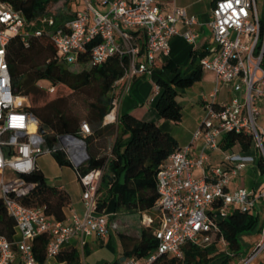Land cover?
Here are the masks:
<instances>
[{
    "label": "built area",
    "instance_id": "1",
    "mask_svg": "<svg viewBox=\"0 0 264 264\" xmlns=\"http://www.w3.org/2000/svg\"><path fill=\"white\" fill-rule=\"evenodd\" d=\"M68 1L82 2L83 8L51 32L59 60L73 64L84 51L90 52L93 66L113 57L126 60L122 64L124 87L114 99L105 124L117 122V109L130 81L152 75L159 58L169 55L172 37L182 35L192 45L198 37L195 28L199 22L195 16L178 7L163 11L157 0ZM37 23L54 26V18L49 15L28 21L21 11L0 1V201L14 220L16 231L14 243L0 236V264H42L32 247L40 235L50 238L47 261L77 236L105 238L109 231V216L96 210L103 169L76 174L85 211L82 216L73 212L68 222L54 221L42 209L25 207L20 202L34 189V183L25 177L36 170L37 159L50 154V150L39 125L26 111L27 98L12 93L7 49L15 37L28 46L30 37L42 36L43 30L35 28ZM181 25L186 27L182 34ZM207 26L213 48L200 65L202 70L215 73L214 91L211 99L203 98L205 115L191 144L176 149L157 175V217L143 215L142 220L145 227L157 221L153 230L157 250L147 259L129 258L122 264H154L163 255L182 259L188 244L205 249L211 244V234L219 233V221L235 211L253 212L257 202L264 199V190L256 193L245 188L229 189L232 177L255 162L251 155H224L222 165L212 167L209 174L205 171L210 160L208 153L220 151L223 136L230 132L251 135L253 148L264 155V131L257 127L264 103V0H215ZM119 83L116 81L114 87ZM223 83L230 85L234 95L229 103L218 106L214 97ZM81 132L83 136L89 133L86 123L81 124ZM199 142L203 149L192 156V148ZM58 144L75 167L85 161L82 139L60 136ZM195 171L201 174L194 175ZM217 246L226 256H232L223 237ZM262 253L264 239L240 253L234 264H256Z\"/></svg>",
    "mask_w": 264,
    "mask_h": 264
},
{
    "label": "trees",
    "instance_id": "2",
    "mask_svg": "<svg viewBox=\"0 0 264 264\" xmlns=\"http://www.w3.org/2000/svg\"><path fill=\"white\" fill-rule=\"evenodd\" d=\"M9 3L15 10L21 11L28 21L48 17L50 8L62 1V7L56 9L54 26L35 28L43 30L42 36L28 39V46L15 37L7 49V62L10 73L12 93L16 96L30 98L31 104L26 108L33 120L45 131L43 138L50 154L59 166L72 167L75 174L84 175L92 169H103V174L97 190L96 210L115 214L148 215L156 211L159 195L157 192V175L168 157L178 149L176 140L169 133L163 132L152 121L138 119L126 113L119 115L117 122L105 124V118L113 109V101L120 96L124 87L123 63L125 59L113 57L102 65L93 66L90 62V52L84 51L73 64L59 60L55 45L51 40L53 28H58L74 17L67 16L64 8H68V0H0ZM34 29V28H33ZM206 52H192L191 66L188 72L171 71L170 82L157 81L160 94L156 102V110L161 118L173 123L182 119V106L177 102L179 89H187L201 80L202 68L200 60ZM70 65L83 68L78 71ZM264 68V59L261 63ZM119 85L114 87L116 81ZM49 84L50 94L59 88H65L71 94H85L87 106V125L89 133L83 136L79 115L69 105L68 96L58 94L46 100L39 87V82ZM115 140L109 144L110 138ZM60 136H71L82 139L85 143V162L75 167L67 153L57 148ZM239 146L242 152L253 148L252 136L245 132H230L223 136L220 148L227 150ZM264 145V141H262ZM258 168L264 173V155L260 156ZM25 179L34 183V189L20 202L25 207H35L43 210L48 218L64 222V209L71 203L68 192L48 184L44 173L37 167ZM258 218L253 212L230 214L219 221V233L211 234V244L200 249L192 244L184 248L182 259L169 255L160 256L154 264H234L242 253L240 236L255 228ZM156 227H143L138 238L126 237L131 243H125L123 256L113 264H122L129 258L139 261L149 258L157 250V240L153 235ZM15 222L10 218L2 201H0V236L14 243ZM223 237L228 243L232 256H226L217 244ZM50 241L47 235H40L32 243L36 259L46 262V248ZM56 260L66 264H81L79 254L75 250H61ZM264 264V263H258Z\"/></svg>",
    "mask_w": 264,
    "mask_h": 264
},
{
    "label": "crops",
    "instance_id": "3",
    "mask_svg": "<svg viewBox=\"0 0 264 264\" xmlns=\"http://www.w3.org/2000/svg\"><path fill=\"white\" fill-rule=\"evenodd\" d=\"M157 1L161 9L166 12L170 11L173 7H177L175 3L176 0ZM214 2L215 0H192L187 4V6L192 9H195L196 7V14L188 13L189 15L195 16L199 22V26H196L195 28L198 33L196 43L194 45L188 43L182 35L172 37L169 40V55L159 58L152 75L138 76L130 81L125 88V92L117 109L118 116L130 113L138 119L155 122L163 132L169 134L188 133L185 139H178L173 136L179 148H183L191 144L194 133H196L205 115V103L203 98H206L207 100L211 99L212 92L214 91L216 85V75L213 71L202 70L201 80L196 83L198 85V92L195 96L196 106H198L196 115L197 118L195 120L196 123L193 124V126L186 132L176 130L173 122L164 120L157 113L156 102L160 94V87L158 86L157 81L161 80L163 82H170L173 77V73L171 71L173 68H176L177 71L181 73L184 71H190L192 68V52L195 51L198 53L205 50V56L209 55L211 49L213 48V40L207 23ZM67 4L68 8H64L67 16L73 15L76 11L83 8V3L79 1H76L75 3L68 1ZM61 7L62 1L53 5V7H51L53 12L51 11L50 15H54L56 9ZM206 11L208 12L207 16ZM179 28L181 34L186 31V27L183 25ZM188 61H190V64L186 66ZM233 95L234 94L231 92L230 85L225 83L220 84L218 91L215 94L214 102L218 106L229 103ZM177 102L179 103L178 99ZM257 121L258 130L264 131V103L261 104V112ZM115 137L116 135L113 138H110L109 144L114 142ZM202 149V143H196L192 148V156H197ZM208 154H210V160L205 166L207 174L210 173V169L212 167L222 165L224 155L246 154L255 157L254 163L247 165L237 176L232 177L229 189L236 190L238 188H245L256 193L264 190V173H261L258 168V161L260 156H262L260 151L252 148L249 152H242L239 146L236 145L227 150L220 148V151ZM37 167L39 168V166ZM59 167L61 172H64L63 168H71L75 175V179L73 181L71 180L69 182H65L60 180L59 183L54 185L55 187L68 192L71 197L70 205L64 209L66 222H68L73 212L77 213L79 216L84 214L85 208L81 197L82 188L77 181L75 171L72 167ZM200 174V171L194 172V175ZM253 213L257 216L258 223L253 230L241 235L245 236L243 241H245L244 245H246V248L244 247L242 240H240L243 250L252 248L256 243L264 239V199L257 202ZM106 214L109 216V231L105 238H100L95 235L85 237L77 236L70 240L62 248V250H75L80 256L81 264H113L114 262L119 261L123 256L125 243H131L128 238L122 239L121 235L133 237V233L140 234V230L144 227V225L140 221L139 215L126 214L122 212L115 214L112 210H108ZM258 263H264V253L258 257L256 264ZM46 264L66 263H61L58 262L56 258H51L46 261Z\"/></svg>",
    "mask_w": 264,
    "mask_h": 264
},
{
    "label": "rangeland",
    "instance_id": "4",
    "mask_svg": "<svg viewBox=\"0 0 264 264\" xmlns=\"http://www.w3.org/2000/svg\"><path fill=\"white\" fill-rule=\"evenodd\" d=\"M192 0H176V6L184 9L187 11V13L190 14H196L195 9H192L187 6L188 3H190ZM68 5V4H67ZM197 6V5H196ZM260 6V5H259ZM50 11H52V8H50ZM53 12V11H52ZM208 12L206 11V16ZM206 18V17H205ZM209 33V32H208ZM190 64V61L186 64L188 66ZM71 67L75 68V70L81 71L85 67L77 66V65H70ZM186 70V69H185ZM185 72V71H184ZM39 87L45 94V99L50 100L57 96L58 94H63L68 96L69 100V105L73 109L75 113L79 115V125L81 123H87V106L85 105V94H71L69 91L65 88H59L56 93L50 94L48 91L49 84L45 81L39 82ZM198 92V85L194 84L192 87L187 88V89H179L178 90V95L177 99L179 103L182 106V119L179 123H174V128L176 130L180 131H187L190 129V127L193 126V124L196 123V118H197V107L196 102H195V96ZM28 103L31 104L30 98H27ZM258 125V121H257ZM171 136H175V138L178 139H185L188 135V133H170ZM56 147L59 148V144H56ZM86 160V156H85ZM85 161H83L80 165H82ZM37 166H39V169L44 173V175L47 178L48 184L54 186L55 184L59 183L60 180H63L65 182L73 181L75 179L74 172L71 168H63L64 172L60 171V167L58 164L55 162L51 154H43L41 155L37 161H36ZM152 219H156L157 213L152 212L148 215H146ZM143 216L140 217V221L142 222ZM157 221L155 220V224ZM138 233H133V237L138 238ZM245 236H241L240 240H242V243L244 245L245 241L244 240ZM246 245H244L245 247ZM246 248V247H245ZM237 262V260H236Z\"/></svg>",
    "mask_w": 264,
    "mask_h": 264
},
{
    "label": "water",
    "instance_id": "5",
    "mask_svg": "<svg viewBox=\"0 0 264 264\" xmlns=\"http://www.w3.org/2000/svg\"><path fill=\"white\" fill-rule=\"evenodd\" d=\"M40 132H41L42 135L45 134V131L42 128H40Z\"/></svg>",
    "mask_w": 264,
    "mask_h": 264
}]
</instances>
